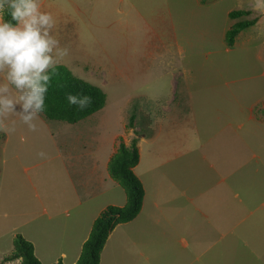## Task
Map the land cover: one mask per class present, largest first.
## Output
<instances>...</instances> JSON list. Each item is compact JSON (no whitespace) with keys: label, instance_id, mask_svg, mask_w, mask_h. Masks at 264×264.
I'll return each mask as SVG.
<instances>
[{"label":"rangeland","instance_id":"rangeland-1","mask_svg":"<svg viewBox=\"0 0 264 264\" xmlns=\"http://www.w3.org/2000/svg\"><path fill=\"white\" fill-rule=\"evenodd\" d=\"M40 3L68 48L58 64L106 104L76 123L41 114L36 131L0 117V264L18 233L42 264L66 246L68 264L88 212L125 204L107 163L135 135L144 208L99 264H264V17L251 0ZM252 18L229 46L226 31Z\"/></svg>","mask_w":264,"mask_h":264},{"label":"clouds","instance_id":"clouds-1","mask_svg":"<svg viewBox=\"0 0 264 264\" xmlns=\"http://www.w3.org/2000/svg\"><path fill=\"white\" fill-rule=\"evenodd\" d=\"M251 11L264 17V0H251ZM55 25L40 0H0V117L19 116L32 131L46 110L53 72L68 55V48L53 34ZM67 101L84 111L92 97L69 93Z\"/></svg>","mask_w":264,"mask_h":264},{"label":"trees","instance_id":"trees-1","mask_svg":"<svg viewBox=\"0 0 264 264\" xmlns=\"http://www.w3.org/2000/svg\"><path fill=\"white\" fill-rule=\"evenodd\" d=\"M249 10L237 9L229 12L231 18L248 15ZM10 19V17H7ZM258 22L257 18L243 19L235 22L226 31L225 38L229 46L233 45L236 35L243 29ZM87 94L92 97V104L84 111L77 110L68 104L67 95ZM106 104V93L103 89L79 76H76L67 66L57 64L48 89L45 107L42 113L52 120H62L76 123L81 119L100 110ZM135 114L131 113L129 126H133ZM137 133V131H135ZM140 134V133H139ZM138 137L135 135L129 144L120 140L116 151L110 156L107 170L125 192V204L117 206L109 204L104 207L94 219L87 239L83 242L80 254L74 264H99L100 254L110 232L119 223L134 219L140 212L144 198V187L141 180L133 171L140 159ZM13 251L3 257V260L21 258V264H42L34 254V245L21 234H16L13 240ZM52 264H62L61 260Z\"/></svg>","mask_w":264,"mask_h":264},{"label":"crops","instance_id":"crops-1","mask_svg":"<svg viewBox=\"0 0 264 264\" xmlns=\"http://www.w3.org/2000/svg\"><path fill=\"white\" fill-rule=\"evenodd\" d=\"M145 196V195H144ZM90 197H92V196H90ZM89 197V198H90ZM126 199V198H125ZM125 201V200H124ZM125 203V202H124ZM82 204V200H80L79 201V203L77 204V205H75V207H77V206H79V205H81ZM157 203H155L154 202V205H156ZM120 205H122V204H120ZM143 206H142V210H143V208H144V198H143V204H142ZM106 205H104V206H101L100 208H98V209H96V210H94L93 212H88L89 214H87L88 215V218H89V220H88V222H87V226L85 227V230H84V232L82 233V236L80 237V238H78L77 240L76 239H74L75 241H76V243H77V245H76V251H75V253H73L71 256H70V261L68 262V264H74L75 263V261L77 260V258H78V256H79V254H80V251H81V247H82V243H83V241L87 238V236H88V234H89V232H90V225H91V223H93V221H94V219L96 218V216L98 215V213L100 212V210L103 208V207H105ZM141 211V210H140ZM139 214H140V212H139ZM138 214V215H139ZM85 217V216H84ZM137 217V216H136ZM135 217V218H136ZM86 218V217H85ZM134 218V219H135ZM82 219H83V216H82ZM87 219V218H86ZM134 219H132V220H134ZM131 220V221H132ZM128 222H130V221H128ZM128 222H124V223H128ZM120 224V223H119ZM119 224H117L116 226H118ZM115 226V227H116ZM115 229V228H114ZM113 229V230H114ZM113 230L111 231V233L113 232ZM110 233V234H111ZM184 242H185V240H184ZM35 250V249H34ZM68 249H67V247L65 246V247H62V248H60L59 249V254L57 255V256H55V258H54V260H52L53 261V263L54 262H57L58 260H61V261H63L65 258H66V256L68 255ZM18 258L17 259H13V260H11V261H7V263H9V264H15V263H17L18 264Z\"/></svg>","mask_w":264,"mask_h":264}]
</instances>
